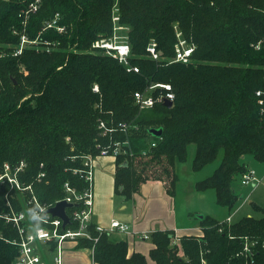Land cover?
Masks as SVG:
<instances>
[{"label": "trees", "instance_id": "obj_1", "mask_svg": "<svg viewBox=\"0 0 264 264\" xmlns=\"http://www.w3.org/2000/svg\"><path fill=\"white\" fill-rule=\"evenodd\" d=\"M116 7L138 72L92 48L113 36ZM57 14L62 31L48 26ZM179 32L195 47L187 63L172 61ZM23 35L29 42L16 55ZM154 41L158 60L148 51ZM155 83L171 84L172 106L141 110L135 92ZM191 144L194 172L220 157L196 189H214L220 205L234 208L247 159L264 162V0H0V175L8 163L31 187L0 182V264H14L20 252L19 230L5 215L24 210L34 194L47 209L38 215L33 202L30 220L43 224L48 208L66 196V183L88 188L85 158L118 150L115 190L126 200L147 180L164 181L172 195ZM253 207L260 216L232 222L198 216L200 234L176 239L174 230H154L150 256L157 264H264V206ZM88 230L92 237H78V248L93 249L95 262L148 264L142 252L129 254L127 240H113L94 223Z\"/></svg>", "mask_w": 264, "mask_h": 264}, {"label": "built area", "instance_id": "obj_2", "mask_svg": "<svg viewBox=\"0 0 264 264\" xmlns=\"http://www.w3.org/2000/svg\"><path fill=\"white\" fill-rule=\"evenodd\" d=\"M31 8L34 10L37 9V3H32ZM59 19V14L48 23L49 27L55 26L57 27V20ZM113 21L115 23L114 26V34L112 37H101L95 40L92 44V48L97 50H104L105 53L117 58L120 63L124 64L128 70H133L138 72L139 68L130 62L131 57V45L128 42V37H124L120 35L118 31L126 28L125 26L119 23L120 16L118 14V8H115ZM59 31L63 30V27H57ZM179 41L175 46L176 54L172 58V61L184 62L187 63L191 61V57L194 51V45L188 44L187 41L182 38L181 33H178ZM29 42L28 38L23 35L20 47L16 50L15 54H21L23 51L24 45ZM149 55L153 59H160L161 53L156 48V45L151 43L148 46ZM162 89L159 93H155L156 89ZM98 86L94 87V90H97ZM166 92H165V90ZM260 95V91L258 92ZM135 102L139 106L141 110H147L152 108L157 102H164L166 99L174 101L175 94L172 92L171 84L167 83H155L150 86L145 91H136L134 94ZM122 129H126L127 125L124 123L120 124ZM100 128L103 129L104 134H107L110 129L105 124V122L100 123ZM156 142H152V146H155ZM118 146V143H117ZM118 153V150L111 154L108 148H103L100 155H114ZM94 157L89 156L85 158V165L87 169H85L84 176L87 181H89V186L84 191H79L78 189L70 186L66 183V196L58 201L66 200L71 203L78 204L74 207L77 208L71 212V214L67 212L70 216V223L72 221L79 222V227L72 228L68 227L69 224L64 228L63 220L60 217H53L51 214L44 216L43 224L35 225L30 220L31 213V204L33 202L37 203L38 207L36 212L38 215L45 211L47 208L45 205H41L38 202V199L33 194L32 198L27 202L26 208L20 212H13L11 215H5L7 222H13V224L18 228L20 238L17 240V245L19 246L20 252L17 256L14 264H48L46 260L43 259L42 255L38 251L37 242L38 241H51L53 242V250L56 252L55 262L56 264H62V252H63V243L67 240H78V237L84 236L91 238V233L89 232V225L92 222V212H93V204H94V194H93V170H92V159ZM23 166V164H22ZM19 166L17 171L22 168ZM0 182H9L13 189L17 191H23L24 189H30L31 187H24L20 181L18 180L16 174H12L11 167L8 163L5 164L4 172L0 175ZM260 182L259 178L256 175L255 170L248 169L247 172L241 178V184L243 186H257ZM31 190V189H30ZM57 201V202H58ZM7 204L11 207V202L8 200ZM82 204V207L78 209V206ZM52 207V206H51ZM240 211V208H236L234 212L229 215L226 220L228 222L233 221V216ZM47 212V211H46ZM96 225V224H95ZM96 229L99 232H107L110 230H118L122 233L131 234L133 237H137L143 240H150L152 232H142V231H134L132 229L131 224L127 222H123L118 219H113L111 221L110 227L106 228L102 225H96ZM176 239L179 234L177 230H175ZM200 234V233H199ZM97 240V239H96ZM16 243V241H14ZM93 250V249H92ZM245 251L250 252L249 243L246 242ZM207 264V263H204ZM253 264V263H251Z\"/></svg>", "mask_w": 264, "mask_h": 264}, {"label": "crops", "instance_id": "obj_3", "mask_svg": "<svg viewBox=\"0 0 264 264\" xmlns=\"http://www.w3.org/2000/svg\"><path fill=\"white\" fill-rule=\"evenodd\" d=\"M92 170L94 178L92 222L94 224L109 228L111 221L118 219L131 224L134 231L152 232L170 229L177 230L179 235L200 233L199 224L196 227L194 224L178 218L177 211L172 206L173 200H171V195L168 193L164 181L147 180L141 185L140 192L134 195L133 200H126L122 194L115 190L116 156H95L92 159ZM129 201L132 202V209L130 208V210L129 203H127ZM116 206L119 210L116 209ZM114 230H110L112 239L127 240L130 255L134 251H139L146 256L148 264H157L150 256L151 250L155 247L151 239H139L118 230L119 236L114 237ZM53 246L51 241L37 242L39 252L47 249L52 253L48 256V264H56ZM62 264L99 263L94 261L92 249L78 248V240H67L63 243Z\"/></svg>", "mask_w": 264, "mask_h": 264}, {"label": "rangeland", "instance_id": "obj_4", "mask_svg": "<svg viewBox=\"0 0 264 264\" xmlns=\"http://www.w3.org/2000/svg\"><path fill=\"white\" fill-rule=\"evenodd\" d=\"M127 29L128 28L126 27L118 31V33L126 37V39ZM152 43L157 47V43L155 41ZM159 52L161 53V51ZM195 147L196 146L194 144L190 145L188 160L177 166L178 180L175 186L174 194L171 195V200H173L172 206L176 209L178 218L180 220H186L187 223L194 224V226L198 227V216L211 214L220 220H225L227 216L231 215L236 208H240V211L233 216V221L247 214L260 216L261 212L255 210L253 205L257 204L264 206V162H259L252 157L248 158L249 169L255 170L260 182L256 187L253 185L243 186L241 184V178L236 179L235 190L240 195V198L235 207L230 209L229 207L220 205L217 202L216 191L214 189H208L206 191H198L196 189V182L207 177L214 171L219 164L220 157L215 162L207 165L201 171L194 172L192 170V161L195 155ZM167 186L170 188L169 183ZM127 203H129V210L130 208L132 209V202L129 201ZM116 209L119 210L118 206H116ZM113 233L114 237L119 236V232H117V230H114ZM40 254L43 259L47 261L48 256L52 253L47 249H43Z\"/></svg>", "mask_w": 264, "mask_h": 264}, {"label": "water", "instance_id": "obj_5", "mask_svg": "<svg viewBox=\"0 0 264 264\" xmlns=\"http://www.w3.org/2000/svg\"><path fill=\"white\" fill-rule=\"evenodd\" d=\"M164 104L166 106H172L173 101L166 99L164 101ZM151 132L156 135V136H161L162 135V129H152ZM78 204L76 203H71L66 200H61L56 202V204L50 208H48L47 213L51 214L53 217H60L63 220V227L65 228L71 221L70 216L67 212V209L69 208H74ZM203 215L199 216L202 217Z\"/></svg>", "mask_w": 264, "mask_h": 264}, {"label": "clouds", "instance_id": "obj_6", "mask_svg": "<svg viewBox=\"0 0 264 264\" xmlns=\"http://www.w3.org/2000/svg\"><path fill=\"white\" fill-rule=\"evenodd\" d=\"M31 211V210H30ZM32 219L39 220L40 217H38L34 212L32 213Z\"/></svg>", "mask_w": 264, "mask_h": 264}]
</instances>
